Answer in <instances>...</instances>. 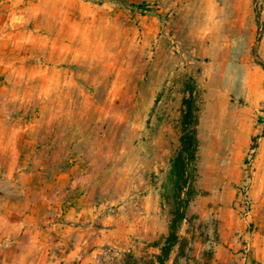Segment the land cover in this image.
Segmentation results:
<instances>
[{"label":"rangeland","instance_id":"1","mask_svg":"<svg viewBox=\"0 0 264 264\" xmlns=\"http://www.w3.org/2000/svg\"><path fill=\"white\" fill-rule=\"evenodd\" d=\"M191 91L166 264H264V0H0V264L157 254Z\"/></svg>","mask_w":264,"mask_h":264},{"label":"trees","instance_id":"2","mask_svg":"<svg viewBox=\"0 0 264 264\" xmlns=\"http://www.w3.org/2000/svg\"><path fill=\"white\" fill-rule=\"evenodd\" d=\"M140 11L147 6L139 4L134 6ZM197 103L194 92L183 100L180 120L179 149L171 161V202L167 235L158 245V253L140 264H166L173 248L180 243L178 231L185 220L186 209L193 199V189L196 153L198 148L196 138ZM129 264H137L134 260Z\"/></svg>","mask_w":264,"mask_h":264}]
</instances>
